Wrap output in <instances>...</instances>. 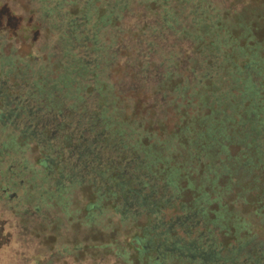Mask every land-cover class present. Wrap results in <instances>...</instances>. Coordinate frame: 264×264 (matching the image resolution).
<instances>
[{
    "label": "trees",
    "instance_id": "16d2710c",
    "mask_svg": "<svg viewBox=\"0 0 264 264\" xmlns=\"http://www.w3.org/2000/svg\"><path fill=\"white\" fill-rule=\"evenodd\" d=\"M23 4L18 12L0 1V165L33 155L34 175L14 176L31 185L38 213L51 201L71 205L80 191L85 214L72 220L87 233L66 220L63 235L46 214L33 230L18 217L39 245L21 264H264V243L216 241L212 227L229 211L211 205L232 186L264 184V0ZM36 33L33 53H3L9 37L32 42ZM181 155L209 192L184 186ZM10 173L1 172L5 187Z\"/></svg>",
    "mask_w": 264,
    "mask_h": 264
},
{
    "label": "rangeland",
    "instance_id": "374dc122",
    "mask_svg": "<svg viewBox=\"0 0 264 264\" xmlns=\"http://www.w3.org/2000/svg\"><path fill=\"white\" fill-rule=\"evenodd\" d=\"M2 4H4V7L11 6L15 8L18 12L21 11V5L23 4V0H0ZM31 17V16H30ZM5 38V37H4ZM6 39V38H5ZM39 40V35L36 33L32 36V42L31 40L25 41L21 37H12L9 39H6L4 42V45L2 46V51L5 55H7L11 49L16 45V54L19 56L26 55L28 53H33L34 47L32 43L37 44ZM36 52V51H35ZM137 99V98H136ZM169 115L166 116L164 121V127L166 128L167 132L170 133L174 127V122L172 119V111L169 110ZM147 126V125H146ZM153 130L156 131V128L153 127ZM6 150V148L4 149ZM233 152L237 150V147L232 148ZM10 155L11 153L9 150L7 151ZM27 153V151L20 152L13 157H9L10 163L7 164L6 162H3L0 165V176L1 172L4 171V169H10L12 168V173H10L9 176L6 175V177L9 179V184L6 186L8 189L9 194L16 193V196H13V200L9 201L5 198L3 200V203L5 206H15L16 204L20 205V210H14L19 211L21 214H19V217H26V219L31 223L30 226H33L32 229L34 230L36 227V224L39 221V217H43L42 214L48 215V217H56L60 223H62L63 228L60 227L62 230V234L66 232V229L68 227L66 220L73 223V231L74 234L78 235V237H81V233H85L87 231V228H85L84 225L80 226L79 223L73 222V218L76 217H84L85 214V208L87 205L86 200H82L80 197V191H74L73 197L69 200L71 202V205L66 206L65 208H62L61 206L57 205L55 202L51 201L50 203H46L45 206H43V209L38 213L35 209L32 208V206L35 203L33 201L34 192L32 191L31 185L25 184L22 179L17 178V184L15 183V176L18 173H21L23 176L31 177L34 175V172L28 171V161L34 162L33 155L24 154ZM28 155L30 157H28ZM223 157V156H221ZM30 158V159H29ZM18 163L20 165H15V163ZM180 163V173L184 176L183 184L186 185V182L192 183L193 190L194 189H201L203 191L209 192V188H211V184L208 183L207 185H203L204 183L199 178L201 175V172L196 170L195 172V165L196 163H188L187 167H183L185 165L184 156L181 155L176 160V163ZM207 163L208 161L205 160ZM219 163V161H217ZM172 165V163H169ZM20 166V167H19ZM160 170L162 169H169L172 168L171 166H165L164 164H158L157 165ZM19 167V168H17ZM37 167V166H36ZM192 170L190 171V168ZM20 169V170H18ZM260 170H256L255 174L260 173ZM264 175V171L260 173V176ZM11 177V178H10ZM1 178V177H0ZM1 180V179H0ZM187 180V181H186ZM222 182V181H221ZM202 186V188H200ZM222 186V184H221ZM48 189L51 188V184H47ZM262 190H264V184L258 183L254 187L249 186L247 187V184L245 182L241 183L239 187L232 186L231 189H228V191H225V194L222 193L221 198H216V196H211V199L216 200L211 205L215 207L216 209L219 208V206H225L227 205V211H229V217H220L221 220V228L219 226H213L212 227V233L213 236L217 238L216 241L221 243L222 245H239L241 242L245 244L246 247H252L255 248L257 245L264 243V194L262 193ZM188 197L192 195V191L189 190L187 192ZM198 194L195 192L193 194V197L197 196ZM259 196L258 201L256 199V196ZM17 198V199H16ZM245 199L244 201H242ZM8 200V201H7ZM237 200L236 203H234ZM248 202H247V201ZM220 202L221 205L218 203ZM258 208H257V207ZM242 208L240 214H236L235 211H233V208ZM257 208V212L255 213ZM12 211V213H15ZM12 213H6L4 217H0V264H21L24 260L27 258H31L32 255L37 251V248H39L38 240L35 237L34 234H30L29 232L26 233H20V223L18 220V217H12ZM23 213V214H22ZM33 214V215H32ZM177 214H179V209L177 207L170 208L164 212L165 220L172 219ZM22 215V216H21ZM212 218V217H211ZM250 221L251 227L250 230L247 231L245 228L244 230H237V227L234 226L235 222L240 221ZM263 220V222H261ZM15 224H18V227L15 226ZM79 226V227H77ZM76 227V230H74ZM39 230V229H36ZM202 228H197L196 231H201ZM236 232H238L236 234ZM73 232L67 231V236H71ZM87 233V232H86ZM21 234V235H20ZM23 234V236H22ZM179 235H182L183 233L181 231H178ZM85 235V234H84ZM83 236V235H82ZM85 237V236H83ZM51 238L53 239V236L51 235ZM86 238V237H85ZM245 250L243 253H247V256L244 257V261H247V259L250 257L249 253L251 250ZM113 259V258H112ZM31 261V260H30ZM68 264L70 263V260H67ZM115 261L110 260L107 261L104 264H114ZM24 263H27L24 261ZM55 264H62L55 262ZM95 264H103L96 262Z\"/></svg>",
    "mask_w": 264,
    "mask_h": 264
},
{
    "label": "flooded vegetation",
    "instance_id": "af4514ba",
    "mask_svg": "<svg viewBox=\"0 0 264 264\" xmlns=\"http://www.w3.org/2000/svg\"><path fill=\"white\" fill-rule=\"evenodd\" d=\"M0 192H1V196H0V217H4L5 214L8 213V212L12 213V211H14V210H20L21 207L18 204H16L15 206H11L10 207V206H5V204L3 203V200H5V198L8 199L9 201L13 200L12 197L16 196V193H13V194L7 193L8 189L5 187L4 184H1V183H0ZM2 195H5L6 197H2ZM35 210L39 211L38 208H36ZM14 212L15 213H12V217H19V214H21L19 211H14ZM15 226L18 227V224H15ZM20 231H21V227H20Z\"/></svg>",
    "mask_w": 264,
    "mask_h": 264
}]
</instances>
